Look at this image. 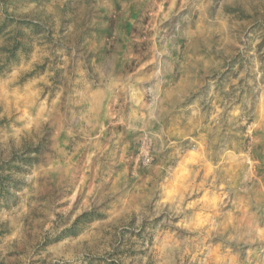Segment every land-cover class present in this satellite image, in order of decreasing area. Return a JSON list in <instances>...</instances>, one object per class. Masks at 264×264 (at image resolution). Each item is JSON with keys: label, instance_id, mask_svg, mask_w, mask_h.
Returning a JSON list of instances; mask_svg holds the SVG:
<instances>
[{"label": "rangeland", "instance_id": "374dc122", "mask_svg": "<svg viewBox=\"0 0 264 264\" xmlns=\"http://www.w3.org/2000/svg\"><path fill=\"white\" fill-rule=\"evenodd\" d=\"M0 264H264V0H0Z\"/></svg>", "mask_w": 264, "mask_h": 264}]
</instances>
